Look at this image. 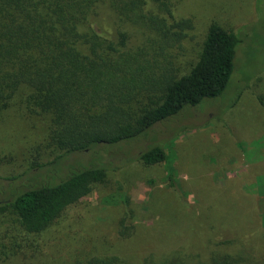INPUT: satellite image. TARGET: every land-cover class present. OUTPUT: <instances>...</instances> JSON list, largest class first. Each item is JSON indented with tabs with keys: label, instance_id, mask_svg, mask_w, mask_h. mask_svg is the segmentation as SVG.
<instances>
[{
	"label": "trees",
	"instance_id": "1",
	"mask_svg": "<svg viewBox=\"0 0 264 264\" xmlns=\"http://www.w3.org/2000/svg\"><path fill=\"white\" fill-rule=\"evenodd\" d=\"M173 1L151 0L153 10L147 0H0V120L15 109L46 117L49 143L59 151L54 163L62 168L39 176L41 163L0 175V211L17 223L1 238L22 257L16 264H264V252L248 244L205 261L181 251L144 259L98 254L85 240L58 253L53 238L38 239L110 171L167 161V146L143 138L229 87L239 33L212 22L198 60L181 74L167 50L182 46L193 22L175 19ZM105 13L116 19L109 34L101 25ZM132 25L147 40L137 50L130 47ZM134 217L129 208L119 220L121 238L134 235Z\"/></svg>",
	"mask_w": 264,
	"mask_h": 264
},
{
	"label": "rangeland",
	"instance_id": "2",
	"mask_svg": "<svg viewBox=\"0 0 264 264\" xmlns=\"http://www.w3.org/2000/svg\"><path fill=\"white\" fill-rule=\"evenodd\" d=\"M147 3L156 9L151 0ZM172 11L175 19L193 22L182 46L167 50L176 56L181 74L198 60L212 22L239 33L231 83L222 96L188 108L143 138L167 146V161H138L110 171L105 183L96 184L38 236L53 238L58 253L84 240L94 242L98 254L123 253L133 259L181 251L207 261L214 252L242 244L264 252V0H174ZM101 20L105 33L115 31L112 14ZM146 43L132 25L131 49ZM58 153L49 143L46 117L15 109L0 120L1 176L41 163L39 176L62 171L54 163ZM129 208L137 230L124 239L117 230ZM16 226L13 215L0 211V264L22 260L1 238ZM172 236L173 242L161 244Z\"/></svg>",
	"mask_w": 264,
	"mask_h": 264
}]
</instances>
